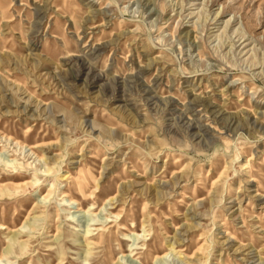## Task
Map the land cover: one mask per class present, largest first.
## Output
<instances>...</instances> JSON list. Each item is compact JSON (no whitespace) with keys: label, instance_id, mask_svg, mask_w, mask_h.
<instances>
[{"label":"rangeland","instance_id":"1","mask_svg":"<svg viewBox=\"0 0 264 264\" xmlns=\"http://www.w3.org/2000/svg\"><path fill=\"white\" fill-rule=\"evenodd\" d=\"M0 225V264H264V0H0Z\"/></svg>","mask_w":264,"mask_h":264},{"label":"bare ground","instance_id":"2","mask_svg":"<svg viewBox=\"0 0 264 264\" xmlns=\"http://www.w3.org/2000/svg\"><path fill=\"white\" fill-rule=\"evenodd\" d=\"M192 15V14H191ZM246 42V41H245ZM242 46V45H241ZM263 63V62H262ZM8 164V163H7ZM16 161L15 160H13V161H10V165H8V167H12V169H19L20 170V168H21V165H20V168L19 167H16ZM18 165V164H17ZM30 184V186H31V184H36L35 182H32V183H29ZM26 185V184H25ZM24 185V186H25ZM22 188V187H21ZM20 188V189H21ZM14 195V194H13ZM5 196H8V197H12V194H7V193H5L4 194V197ZM64 198H66V195H64ZM68 203H69V205L71 206V205H77L78 203L76 202V201H74L73 199H71V198H69L68 199V201H67ZM10 229V227L9 226H4V225H0V230H2V231H6V230H9ZM6 254V253H5ZM165 256H168V255H165ZM164 256V257H165ZM158 258V257H157ZM2 262H4V261H2ZM0 263H1V261H0Z\"/></svg>","mask_w":264,"mask_h":264}]
</instances>
